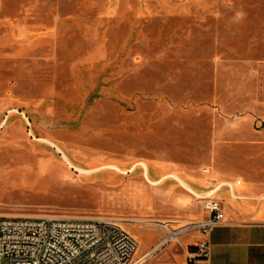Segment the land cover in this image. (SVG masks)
Listing matches in <instances>:
<instances>
[{
    "label": "rangeland",
    "instance_id": "1",
    "mask_svg": "<svg viewBox=\"0 0 264 264\" xmlns=\"http://www.w3.org/2000/svg\"><path fill=\"white\" fill-rule=\"evenodd\" d=\"M173 175L264 196V0H0V216L178 231Z\"/></svg>",
    "mask_w": 264,
    "mask_h": 264
},
{
    "label": "built area",
    "instance_id": "2",
    "mask_svg": "<svg viewBox=\"0 0 264 264\" xmlns=\"http://www.w3.org/2000/svg\"><path fill=\"white\" fill-rule=\"evenodd\" d=\"M241 185V181H237ZM232 198L233 186L227 183ZM215 190L199 196L208 215L169 235L149 254H155L187 233L196 232L201 242L189 255L188 264L207 262L212 231L230 225L224 203ZM172 234L174 237H172ZM136 240L109 219L0 216V264H137Z\"/></svg>",
    "mask_w": 264,
    "mask_h": 264
},
{
    "label": "crops",
    "instance_id": "3",
    "mask_svg": "<svg viewBox=\"0 0 264 264\" xmlns=\"http://www.w3.org/2000/svg\"><path fill=\"white\" fill-rule=\"evenodd\" d=\"M147 173L145 168L144 174L147 175ZM185 178L204 189L202 192H197L185 181L186 186L193 190L187 186L188 191H185L194 197L212 190H215V197L222 188H226L227 183L232 184L236 196L232 198L230 195L233 200L231 204L222 201L231 224L217 227L212 231L209 237L210 258L207 262L199 261L197 264H264V196L255 195L247 188H242V182L241 185H237V181L222 179L212 181L210 186L205 177L198 180L186 176ZM154 180L156 184L163 181V179ZM207 215L205 211V216ZM132 233L134 236H131L138 243L135 259L143 258V261L137 264H188L190 253L196 251L201 242V237L196 232L187 233L179 238V243L172 242L149 256L153 249L165 240L166 231L158 226L151 229L136 228Z\"/></svg>",
    "mask_w": 264,
    "mask_h": 264
},
{
    "label": "bare ground",
    "instance_id": "4",
    "mask_svg": "<svg viewBox=\"0 0 264 264\" xmlns=\"http://www.w3.org/2000/svg\"><path fill=\"white\" fill-rule=\"evenodd\" d=\"M52 146V145H51ZM53 147V146H52ZM53 148H55L56 150H58L56 147H53ZM58 152L60 153L61 151L60 150H58ZM62 153V152H61ZM62 155H63V153H62ZM63 158H64V155H63ZM65 161H67V160H65ZM67 163L72 167V165L67 161ZM145 168V167H144ZM146 176V175H145ZM175 180H177V182L179 183V185L184 189V190H186V191H188V189H187V186H186V184H185V182L180 178V177H178V176H176V175H173L172 176ZM190 191V190H189ZM209 193V192H208ZM194 194V193H193ZM207 194V193H206ZM195 195V194H194ZM198 197V196H197ZM199 198V197H198ZM156 226H159V227H161V228H163L164 230H166L168 233H172V232H174L175 230H172V229H170V228H168V226H166V225H160V224H156ZM168 229V230H167ZM172 237H174V235L172 234ZM135 261H136V263H138V262H140V261H143V258H142V260H136L135 259Z\"/></svg>",
    "mask_w": 264,
    "mask_h": 264
},
{
    "label": "water",
    "instance_id": "5",
    "mask_svg": "<svg viewBox=\"0 0 264 264\" xmlns=\"http://www.w3.org/2000/svg\"><path fill=\"white\" fill-rule=\"evenodd\" d=\"M60 154L62 155V153L60 152ZM63 156V155H62Z\"/></svg>",
    "mask_w": 264,
    "mask_h": 264
}]
</instances>
